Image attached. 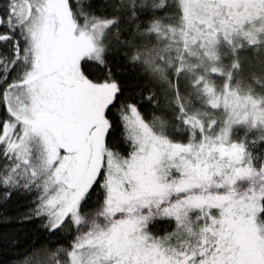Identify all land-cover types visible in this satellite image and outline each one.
Listing matches in <instances>:
<instances>
[{
    "label": "snow or ice",
    "instance_id": "obj_1",
    "mask_svg": "<svg viewBox=\"0 0 264 264\" xmlns=\"http://www.w3.org/2000/svg\"><path fill=\"white\" fill-rule=\"evenodd\" d=\"M99 7L0 0V264H264V160L143 128Z\"/></svg>",
    "mask_w": 264,
    "mask_h": 264
},
{
    "label": "trees",
    "instance_id": "obj_2",
    "mask_svg": "<svg viewBox=\"0 0 264 264\" xmlns=\"http://www.w3.org/2000/svg\"><path fill=\"white\" fill-rule=\"evenodd\" d=\"M99 3L89 23L105 25L95 30V49L118 65L126 100L140 104L143 128L160 139L194 147L228 130L241 154L264 160V124L228 126L231 111L216 101L226 90L264 100V38L255 35L264 28V15L248 23L253 31L236 32L244 33L241 41L221 44L203 34L207 31L192 34L180 0ZM24 203H14L10 214L23 210ZM16 230L0 227V235Z\"/></svg>",
    "mask_w": 264,
    "mask_h": 264
},
{
    "label": "rangeland",
    "instance_id": "obj_3",
    "mask_svg": "<svg viewBox=\"0 0 264 264\" xmlns=\"http://www.w3.org/2000/svg\"><path fill=\"white\" fill-rule=\"evenodd\" d=\"M180 2L186 13L192 34L197 37L203 31H207L203 34H207L208 37L212 36L213 40L219 39L221 44H226L225 40L230 43L232 40H235L236 43L241 41L244 33L237 35L236 32L239 30L253 31L248 23L258 15H264V0H180ZM200 24L203 26L198 28ZM260 25L262 24L260 23L257 27ZM104 26L102 23H98L90 25L88 28L94 48L95 30ZM259 29H261V32L255 30L257 31L255 35L264 38V28ZM208 37L205 40H209ZM220 43L217 42L218 45ZM216 101H220L231 111V113L229 112L228 126L242 123L249 124V126L264 124V100L262 99L254 100L246 96H238L233 91L226 90L224 94L222 93V95L216 97ZM225 131L219 132L215 141H210L205 146L212 145L217 150L223 149L225 153L231 152L234 148L239 149L240 146L231 143L229 131ZM153 136L157 137L156 135ZM242 155L246 157L244 152Z\"/></svg>",
    "mask_w": 264,
    "mask_h": 264
}]
</instances>
